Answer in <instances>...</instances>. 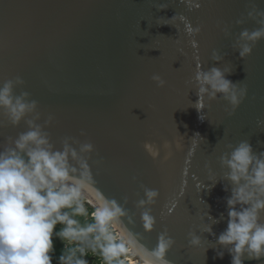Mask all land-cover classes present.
<instances>
[{
    "label": "water",
    "instance_id": "95a60500",
    "mask_svg": "<svg viewBox=\"0 0 264 264\" xmlns=\"http://www.w3.org/2000/svg\"><path fill=\"white\" fill-rule=\"evenodd\" d=\"M197 2L199 7L183 0H0V85L23 80L13 92L37 101L36 123L53 117L45 130L57 148L65 136L93 144L88 162L96 186L126 210L123 223L149 249L166 229L175 241L166 254L172 264H231L217 243L231 194L219 158L241 140L255 154L264 152V124L257 125L264 121V39L243 59L236 45L242 29L259 27L247 11L251 4L264 10V0ZM174 15L200 32L189 35L184 21L167 20ZM238 19L244 22L236 24ZM212 67L230 68L226 78L247 86L234 111L220 94L211 100L205 94L204 108L196 109L195 73ZM36 113L13 126L0 109V146L26 131L25 121ZM145 188L159 194L141 207ZM146 210L155 218L151 231L140 219ZM203 224L213 234L201 232ZM189 231L201 237L200 246L188 245ZM243 264H264V257L244 258Z\"/></svg>",
    "mask_w": 264,
    "mask_h": 264
},
{
    "label": "clouds",
    "instance_id": "9594fccd",
    "mask_svg": "<svg viewBox=\"0 0 264 264\" xmlns=\"http://www.w3.org/2000/svg\"><path fill=\"white\" fill-rule=\"evenodd\" d=\"M183 2L190 7H199L197 0ZM165 7L164 4L159 6ZM247 17L256 20L259 27L240 31L236 45L241 59L251 54L257 41L264 39V10L251 4ZM178 19L185 22L189 35L200 32V26H191L182 15L167 20L175 22ZM243 22L238 19L236 24ZM221 30L228 34L226 28ZM190 43L196 47L195 40ZM212 58L221 59L215 49ZM229 72L230 68L221 70L217 67L196 71L198 99L195 107L198 111L204 108L205 94L210 100L220 94L231 111L240 105L247 94V86L226 78ZM151 79L158 87L165 84L159 74H153ZM21 84L23 80L17 76L0 85V109L13 126L28 114L36 113L37 109V101L28 99V92L14 94V87ZM37 119L39 113L25 121L26 131L15 138L7 137L0 146V264H52V236L57 224L62 227L55 235L65 245L59 257L60 264H88L85 257L89 254L98 256L103 264H172L166 254L175 241L167 230L158 233L155 246L149 249L141 242L140 235L123 223L122 218L128 216L126 210L96 186L88 162V154L94 151L93 144L65 136L57 148L45 130L53 117L48 115L43 124L36 123ZM261 124L264 121L258 120L257 125ZM4 125L0 121V127ZM80 134L84 135V132ZM227 147L231 151L222 154L219 162L227 169L224 178L231 183V194L225 198L227 226L217 236V243L230 254L231 264H243L244 258L260 260L264 257V220L261 219L264 212V152L255 154L246 140ZM147 150L153 157L157 155L154 148ZM225 190H228L227 185ZM144 192L145 199L138 201L141 207L153 203L159 194L156 189L145 188ZM124 200L126 202L127 197ZM140 219L143 229L151 231L155 218L150 212H141ZM209 219L218 222L212 217ZM128 222H133L131 217ZM200 231L213 234L209 224H203ZM187 235L190 247L201 245L199 235L193 231ZM216 255L222 258L224 251H217Z\"/></svg>",
    "mask_w": 264,
    "mask_h": 264
},
{
    "label": "trees",
    "instance_id": "16d2710c",
    "mask_svg": "<svg viewBox=\"0 0 264 264\" xmlns=\"http://www.w3.org/2000/svg\"><path fill=\"white\" fill-rule=\"evenodd\" d=\"M82 219V218H81ZM62 225L57 224L56 228L54 229V234L52 236V243H53V250L50 253L52 257V264H60L59 257L63 252L64 246L61 242V239L55 235V232L58 231ZM60 239V240H58ZM88 264H96L95 262L88 261Z\"/></svg>",
    "mask_w": 264,
    "mask_h": 264
},
{
    "label": "rangeland",
    "instance_id": "374dc122",
    "mask_svg": "<svg viewBox=\"0 0 264 264\" xmlns=\"http://www.w3.org/2000/svg\"><path fill=\"white\" fill-rule=\"evenodd\" d=\"M90 211H91V209H90ZM58 240H60V239H58ZM61 242L63 243V246H65L64 245V242L61 240ZM85 259L87 260V261H91V262H96V263H98V264H103V261L97 256V257H95V256H93V255H91V254H89V255H87L86 257H85Z\"/></svg>",
    "mask_w": 264,
    "mask_h": 264
},
{
    "label": "bare ground",
    "instance_id": "6f19581e",
    "mask_svg": "<svg viewBox=\"0 0 264 264\" xmlns=\"http://www.w3.org/2000/svg\"><path fill=\"white\" fill-rule=\"evenodd\" d=\"M92 195H93V196H95V195H96V193H95V191H94V190H92Z\"/></svg>",
    "mask_w": 264,
    "mask_h": 264
}]
</instances>
